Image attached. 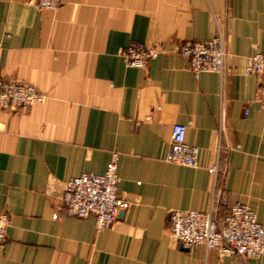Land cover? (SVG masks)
Returning <instances> with one entry per match:
<instances>
[{
	"label": "crops",
	"instance_id": "0c3cea01",
	"mask_svg": "<svg viewBox=\"0 0 264 264\" xmlns=\"http://www.w3.org/2000/svg\"><path fill=\"white\" fill-rule=\"evenodd\" d=\"M0 0V78L45 95L0 112V212L9 217L0 264H264L203 244L184 248L169 211H207L221 223L232 203L264 228V75L244 59L264 51V0ZM225 39L226 70L189 69L172 47ZM162 49L129 65L130 43ZM185 126L196 166L165 161L172 125ZM114 159L127 202L113 224L69 217L65 181L102 174Z\"/></svg>",
	"mask_w": 264,
	"mask_h": 264
},
{
	"label": "built area",
	"instance_id": "2783aa9c",
	"mask_svg": "<svg viewBox=\"0 0 264 264\" xmlns=\"http://www.w3.org/2000/svg\"><path fill=\"white\" fill-rule=\"evenodd\" d=\"M35 7L57 9L60 0H32ZM172 51L184 54L189 61V69L199 72H215L223 80L226 70L225 39L221 32L206 40H182L172 47ZM162 49L155 45L130 43L120 54L126 64L146 65ZM245 74L264 75V51H257L244 59ZM40 94L32 84L0 78V112L25 111L34 103L42 102ZM264 109V94L260 99ZM1 129V128H0ZM165 161L187 167L196 166V149L185 142V126L172 125ZM117 166L112 159L104 173H81L65 181L61 201L67 216L94 218L95 228L110 227L116 220L120 208L127 205L118 194ZM9 217L0 212V250L5 240ZM169 232L184 248L203 244L206 249L215 248L223 255L240 254L257 257L264 253V228L257 220L255 211L236 201L231 204L228 214L221 223L214 216V209L195 211L173 209L168 214Z\"/></svg>",
	"mask_w": 264,
	"mask_h": 264
}]
</instances>
